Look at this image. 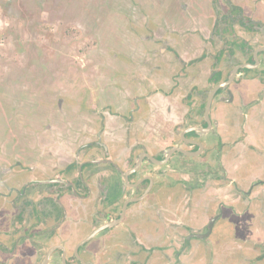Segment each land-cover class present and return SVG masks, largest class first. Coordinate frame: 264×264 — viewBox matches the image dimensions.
I'll return each instance as SVG.
<instances>
[{"label":"flooded vegetation","instance_id":"af4514ba","mask_svg":"<svg viewBox=\"0 0 264 264\" xmlns=\"http://www.w3.org/2000/svg\"><path fill=\"white\" fill-rule=\"evenodd\" d=\"M157 5L0 97V264H264V0Z\"/></svg>","mask_w":264,"mask_h":264},{"label":"rangeland","instance_id":"374dc122","mask_svg":"<svg viewBox=\"0 0 264 264\" xmlns=\"http://www.w3.org/2000/svg\"><path fill=\"white\" fill-rule=\"evenodd\" d=\"M138 3L144 8L158 4L152 11L154 15L173 16L171 6L176 0H0V97L31 96L24 100L28 106L36 102L32 96L45 94L36 93L34 86H42V90L47 85H61V62L95 65L101 63L97 61L99 54L100 61L107 62V56L102 58L105 53L97 54L102 47L97 39L105 37V45L124 48L131 41V27L123 22L114 34L109 24L131 15V8H139ZM115 4L123 14L115 10ZM96 20L104 23L100 25Z\"/></svg>","mask_w":264,"mask_h":264}]
</instances>
